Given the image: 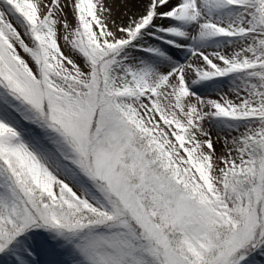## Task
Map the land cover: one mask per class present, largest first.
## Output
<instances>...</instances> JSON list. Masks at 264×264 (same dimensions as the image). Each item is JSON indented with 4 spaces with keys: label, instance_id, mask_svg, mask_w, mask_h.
Returning a JSON list of instances; mask_svg holds the SVG:
<instances>
[{
    "label": "snow or ice",
    "instance_id": "snow-or-ice-1",
    "mask_svg": "<svg viewBox=\"0 0 264 264\" xmlns=\"http://www.w3.org/2000/svg\"><path fill=\"white\" fill-rule=\"evenodd\" d=\"M0 264H264V0H0Z\"/></svg>",
    "mask_w": 264,
    "mask_h": 264
}]
</instances>
